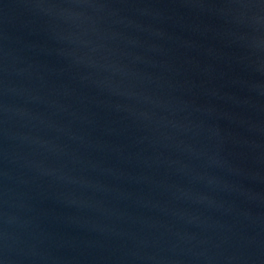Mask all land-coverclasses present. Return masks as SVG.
Returning a JSON list of instances; mask_svg holds the SVG:
<instances>
[{
  "label": "water",
  "instance_id": "1",
  "mask_svg": "<svg viewBox=\"0 0 264 264\" xmlns=\"http://www.w3.org/2000/svg\"><path fill=\"white\" fill-rule=\"evenodd\" d=\"M0 203L98 264H264V0H0Z\"/></svg>",
  "mask_w": 264,
  "mask_h": 264
}]
</instances>
